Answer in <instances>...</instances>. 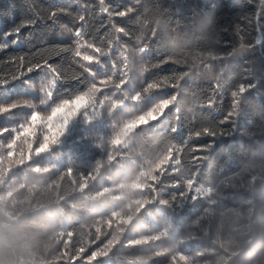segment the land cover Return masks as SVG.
Wrapping results in <instances>:
<instances>
[{
    "label": "trees",
    "instance_id": "16d2710c",
    "mask_svg": "<svg viewBox=\"0 0 264 264\" xmlns=\"http://www.w3.org/2000/svg\"><path fill=\"white\" fill-rule=\"evenodd\" d=\"M105 4L126 11L123 31L99 0H0V43L35 20L0 74L9 57L74 47L81 26L108 53L85 71L62 52L69 79L51 93L0 88L20 126L0 139V264H264L259 0Z\"/></svg>",
    "mask_w": 264,
    "mask_h": 264
},
{
    "label": "snow or ice",
    "instance_id": "6c2138e0",
    "mask_svg": "<svg viewBox=\"0 0 264 264\" xmlns=\"http://www.w3.org/2000/svg\"><path fill=\"white\" fill-rule=\"evenodd\" d=\"M100 11L102 13H107L109 21L112 23V27L116 32H121L123 29L116 26L113 21V16L123 17L127 13L125 10H120L118 12H113L109 10V6L105 4V0H99ZM91 5L84 4L82 8L84 11H87ZM261 9H264V0H259V5ZM59 11H64L63 9H57L50 13L49 19L55 21L57 13ZM71 14V13H69ZM259 17V16H258ZM74 19L78 21H85L84 14H77ZM35 20L29 19L27 21H21L19 25H15L12 29H8L4 36L7 38L12 37L10 41L0 43V51H3L10 46H15L20 42L22 30L34 26ZM258 26H260L258 24ZM69 33H73V30L70 28H65ZM29 36L31 33L28 34ZM74 47H60V46H44L38 49L35 53L30 56L21 54L19 56L9 57V64L13 67V71L9 74L4 75L0 74V88L2 89H28L31 92L32 85L34 83L40 82L42 85L46 84L48 87L45 88V91L54 92L58 83L67 84L68 77H66L63 70V65L54 62L56 57H60L62 52H70L74 62L81 68H84L85 71L88 69L85 67L86 62L96 63L97 67H100V64L97 60L96 53L101 55H107V52L102 53L101 49L103 47L97 46L95 42L85 39L84 28L81 26L79 30H76L73 33ZM264 43V42H262ZM107 45L111 47L112 40L107 41ZM81 73L73 74L72 79H79ZM15 95V94H14ZM235 95V93H233ZM212 101L209 102V106L212 105ZM17 105L12 103L10 106H0V114L11 113ZM227 115H231L228 113ZM182 130H177V134H180ZM206 131H208L206 129ZM213 136L217 133L212 132Z\"/></svg>",
    "mask_w": 264,
    "mask_h": 264
},
{
    "label": "rangeland",
    "instance_id": "374dc122",
    "mask_svg": "<svg viewBox=\"0 0 264 264\" xmlns=\"http://www.w3.org/2000/svg\"><path fill=\"white\" fill-rule=\"evenodd\" d=\"M2 106H10V104H5ZM26 114L22 115L25 116ZM26 120H29L31 118V114H27L26 115ZM18 119V117H17ZM61 117L60 116H56L55 114H53L49 119H48V126H50V124H54V123H60ZM4 121H7L6 123V129H3L1 127V125L3 124ZM19 121L16 120L15 121V125H14V109L11 111V113H3L0 114V139L1 140H6L8 138H10L11 140L14 141V135L18 134V132L20 131V126L18 125ZM7 132V133H6Z\"/></svg>",
    "mask_w": 264,
    "mask_h": 264
}]
</instances>
